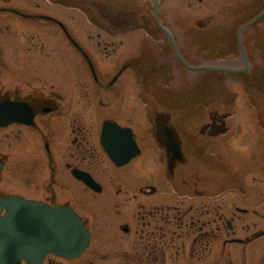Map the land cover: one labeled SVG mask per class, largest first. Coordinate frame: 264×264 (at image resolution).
<instances>
[{
	"label": "flooded vegetation",
	"instance_id": "af4514ba",
	"mask_svg": "<svg viewBox=\"0 0 264 264\" xmlns=\"http://www.w3.org/2000/svg\"><path fill=\"white\" fill-rule=\"evenodd\" d=\"M222 1L93 0L111 37L139 14L164 37L77 41L65 17L86 0H0L1 216L18 197L68 206L90 234L78 257L42 264H264V0ZM220 14H234L235 37H211L231 24ZM161 25L201 30L202 45L175 36L177 52ZM193 58L243 72L203 70L159 90ZM147 153L164 156V170ZM95 214L111 229L95 228Z\"/></svg>",
	"mask_w": 264,
	"mask_h": 264
},
{
	"label": "water",
	"instance_id": "95a60500",
	"mask_svg": "<svg viewBox=\"0 0 264 264\" xmlns=\"http://www.w3.org/2000/svg\"><path fill=\"white\" fill-rule=\"evenodd\" d=\"M155 19L158 21L157 5ZM257 19L248 23L243 29L253 24ZM161 29L171 40L175 50L179 52L169 29L162 25ZM241 31L238 35L239 39ZM184 65L192 70L243 72V70L221 67H191L186 62ZM103 144L106 147V132ZM109 153L118 165L129 159L126 157L122 161H118V156L114 152ZM173 159L175 161L182 160V156L176 154ZM86 182L98 189L95 187L94 181L89 178ZM89 243V232L81 218L67 207L52 208L42 203L19 199L13 201L9 215L0 219V264H21L22 260H26L29 264H41L49 253L74 258L84 252Z\"/></svg>",
	"mask_w": 264,
	"mask_h": 264
},
{
	"label": "rangeland",
	"instance_id": "374dc122",
	"mask_svg": "<svg viewBox=\"0 0 264 264\" xmlns=\"http://www.w3.org/2000/svg\"><path fill=\"white\" fill-rule=\"evenodd\" d=\"M86 1L87 2L90 1V2L89 4L87 3L84 5L82 3V7H81L82 11L80 14L71 13L69 14V16L71 15L70 17L67 16L68 14L65 17V21L67 22L71 33L74 35L77 41H141V40L147 41V40H150L151 38H157V41H159L160 38L164 37V35H162V33H160L159 30L141 28L142 25L139 24V22L142 19V14L138 15L139 25L137 24L135 27L129 29L128 31H125L124 33L121 32V34L117 32L116 36L111 37L113 36L112 32H114L115 29L109 28L108 26H106V24L105 26H103L102 24L104 22L99 17V15L96 13L95 5L93 4L92 6L90 4L92 3L93 0H86ZM102 1L108 4H116L117 6H125L127 4V0H102ZM130 1L131 3H136L141 0H130ZM229 2H230V5H228ZM220 4L223 6H230L231 9L235 7L233 0H228V1L223 0ZM176 15H180V14L176 13ZM167 16L169 17L170 15H167ZM195 16L197 15L195 14ZM198 16H202V15L200 14ZM218 20L220 21L224 20V22H230L231 24L229 23L230 25H228L227 28L225 29H224V25H223V28L219 26L216 27V29L212 30L213 32H212L211 37L216 38V39L220 37H224V36L227 37V39L235 37L237 29L235 26L234 14H230V18L227 17L225 14H220L218 17ZM174 33H175V36L180 39V41H194L193 44H196L200 47L202 45V41H200V39L203 37L205 32L198 30V29H191V30H188L187 32L181 28H175ZM184 38H187L188 40H184ZM64 41H68V38L65 37ZM223 42H224L223 44H225V41ZM228 44L230 45V41H228ZM192 60H195V61H192V62H195V64L196 63L198 64V62L196 61H200V60H196L195 58H193ZM205 73L207 72L202 71V70L201 71H189V70L183 71L181 68L177 67L176 76H174V78L163 77L157 81V86L160 87L159 90H162V92H165V90L167 89L166 87L169 86V80L171 79L172 88L170 91H174L175 89H178L180 86H185L184 85L185 79H188L189 81H193L194 83L202 81V78ZM234 81H235L234 79H230V81L226 85L231 86V87H237ZM205 85L212 86L211 82ZM199 161L203 163L201 158L199 159ZM145 164L147 166H157V169L161 167L162 170H164L166 166V161H165L164 156L159 157L158 154L157 156H155L154 153H147L145 155ZM17 176L21 178L25 177L24 174L22 173L18 174ZM150 181H154V180L150 179ZM69 195L63 194L62 197L60 198L66 200L67 198H69L68 197ZM73 203L75 207L76 202L74 199H73ZM82 206L83 204L80 203L78 205V208L79 207L82 208ZM93 221H96L95 228L97 229L98 228L111 229V225H112L111 219L107 217L105 214H102L98 217L96 216V218H94Z\"/></svg>",
	"mask_w": 264,
	"mask_h": 264
}]
</instances>
